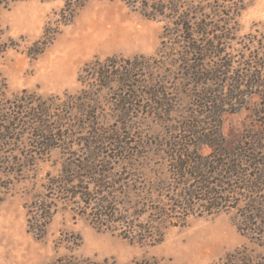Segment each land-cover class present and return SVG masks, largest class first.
Instances as JSON below:
<instances>
[{"label": "trees", "instance_id": "1", "mask_svg": "<svg viewBox=\"0 0 264 264\" xmlns=\"http://www.w3.org/2000/svg\"><path fill=\"white\" fill-rule=\"evenodd\" d=\"M25 1L29 0H0V9ZM89 1L65 0L56 27L44 30L31 56L41 55L58 28L70 25ZM97 1H118L146 20L162 22L160 48L153 57L110 58L85 65L78 81L91 84L97 94L90 90L65 102L53 98L50 104L15 96L11 104H16V111L6 119L0 115L4 119L0 144L13 133L20 137L25 131L36 132L45 155L48 144L64 137V128L70 134L68 117L86 118L88 127L97 125L93 108L103 102L104 93L114 97L113 111L123 124V132L108 136L90 129L84 151L67 155L58 176L48 178L44 193L27 206L28 232L41 239L57 204H62L98 233L154 246L162 242L166 230L183 229L189 219L242 206L243 223L256 225V237L264 238L260 197L264 195V104L253 113L260 122L256 136L239 137L231 144L221 131L223 115L247 111L248 99L254 96L264 102V36L256 32L236 37L237 20L247 0ZM233 45L240 49L234 51ZM6 49L0 43V54ZM228 50L239 57L236 69ZM151 125L168 132L153 133L151 140L142 133L136 141L130 138L131 131ZM200 147L210 153L200 155ZM51 264L97 263L69 256ZM218 264L260 263L242 249Z\"/></svg>", "mask_w": 264, "mask_h": 264}, {"label": "rangeland", "instance_id": "2", "mask_svg": "<svg viewBox=\"0 0 264 264\" xmlns=\"http://www.w3.org/2000/svg\"><path fill=\"white\" fill-rule=\"evenodd\" d=\"M64 2L29 0L0 9V43L7 46L0 54V115L4 119L12 116L13 109L16 111V104H11L15 96L34 103L40 98L50 104L53 98L65 102L68 97L83 96L91 91L95 94L91 84L78 81L85 65L110 58L124 61L138 56L153 57L160 48L162 22L146 20L118 1L91 0L76 13L70 25L58 28V34L42 54L33 58L34 45L42 42L46 28L56 27ZM237 22V38L256 32L264 36V0H247ZM100 28L108 35L93 38L88 49L73 51L71 55L66 52L71 39L81 33L96 36ZM114 34L122 38L113 40ZM233 48L234 51L240 49L239 45ZM226 53L233 56L236 69L239 59L236 52L228 50ZM103 97V102L93 108L98 116L97 125L95 122L89 128L84 123L86 118L68 117L70 134L66 135L64 128V137L48 144L46 155L43 154L45 149L37 145L36 132L25 131L20 137L13 133L0 144V264H51L69 256L97 264L104 261L218 264L227 255L242 249L264 264V238L256 237L253 228L256 225L250 227L243 223L242 206L221 211L217 216L189 219L183 229L166 230L162 242L154 246L98 233L84 218L74 215L70 207L62 204H57V212L41 239L28 232L27 206L44 193L48 178L58 176L67 155L84 151L91 130L105 136L123 130V124L113 111L114 97L108 93ZM263 104L261 97L254 96L248 99L247 111L222 116L221 131L227 142L235 144L239 137L260 133L259 119H255L253 113ZM162 129L157 125L140 126L131 131L130 138L136 141L141 133L145 140L154 138L153 133L165 136L168 131ZM2 131L0 127V136ZM209 153L208 148H199L200 155ZM260 197L264 200V195Z\"/></svg>", "mask_w": 264, "mask_h": 264}, {"label": "bare ground", "instance_id": "3", "mask_svg": "<svg viewBox=\"0 0 264 264\" xmlns=\"http://www.w3.org/2000/svg\"><path fill=\"white\" fill-rule=\"evenodd\" d=\"M99 33L96 36H92V34H79L78 38L71 39L68 45V50H66L67 53H70L73 51H82L85 49H88V47H91L92 39L95 40L100 38V36H105L108 34H105V31L103 28H100ZM112 34V33H111ZM110 35V34H109ZM122 37L118 36L116 34L113 35V40H120ZM100 40V39H99ZM205 248V247H204Z\"/></svg>", "mask_w": 264, "mask_h": 264}]
</instances>
